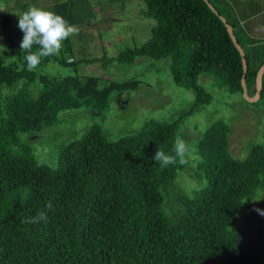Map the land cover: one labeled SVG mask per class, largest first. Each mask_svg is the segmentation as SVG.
I'll return each instance as SVG.
<instances>
[{"label":"trees","instance_id":"1","mask_svg":"<svg viewBox=\"0 0 264 264\" xmlns=\"http://www.w3.org/2000/svg\"><path fill=\"white\" fill-rule=\"evenodd\" d=\"M32 1L13 2L24 12ZM78 1L54 0L44 8L73 24L71 8ZM141 1V15L154 20L150 36L105 62L168 57L172 82L193 94L192 105L183 115L210 101L196 81L200 74L210 76L228 93L241 94L239 54L203 0ZM208 1L230 25L244 52V82L251 96L255 71L264 61V42L246 37L239 22L245 18L243 9L236 18L228 14L223 0ZM252 10L248 16L260 11L257 4ZM0 24L12 55L9 62L0 63V264L257 261L264 252V215L254 209L241 227L228 230L227 226L243 202L260 192L263 202L253 207L264 210L263 146L250 142L246 156L234 158L228 152L229 126L220 121L210 124L195 143L199 161L193 176L203 178L205 184L192 195L175 181L184 165L161 169L152 159L157 149L171 152L183 115L172 121L146 120L137 132L115 141L94 124L59 148L55 167L38 164L20 135L39 132L56 120L59 111L80 105L101 114L109 91L119 92L136 82L99 88L92 76L57 77L41 71L49 61L73 69L82 61H65L60 54L41 58L36 69L28 71L26 53L20 48L24 33L11 32L6 15L0 17ZM13 36L15 41H9ZM254 103L264 110V69ZM170 196L174 205L168 201ZM49 200L50 211L45 208ZM40 210L47 212V223H22Z\"/></svg>","mask_w":264,"mask_h":264},{"label":"rangeland","instance_id":"2","mask_svg":"<svg viewBox=\"0 0 264 264\" xmlns=\"http://www.w3.org/2000/svg\"><path fill=\"white\" fill-rule=\"evenodd\" d=\"M14 0H0V17H8L11 32L20 30L18 20L22 10ZM54 0H35L31 6L46 7ZM229 15L238 18V10L243 9L245 21L242 28L247 38L264 42V0H223ZM257 4L259 12H253ZM27 8V9H28ZM141 0H79L71 8V15L79 34L64 40L59 51L63 60L81 59L74 69L49 61L41 71L50 76H92L97 86L106 87L110 83H136L119 92L109 91L106 108L101 114L88 107L61 110L56 120L45 129L32 135H20L22 142L30 148V153L38 164L53 168L57 164L59 148L69 141L78 139L88 129L97 124L110 141L135 133L146 120L172 121L183 115L192 105L190 89L175 85L169 74L168 57L152 59L136 57L129 63H116L105 59L126 48L139 46L150 36L154 20L143 17ZM251 10V11H250ZM247 15V16H246ZM5 35L0 24V63L9 62L12 57L6 47ZM9 41H15L13 36ZM256 45V44H254ZM84 59L91 61L86 62ZM104 63V65H102ZM197 83L210 95L206 105L199 106L191 113L182 116L178 124L176 138H183L190 148L188 163L184 164L176 176V183L187 195L205 184L203 178L193 176L199 161L195 143L204 129L214 122H224L229 126L228 152L237 159L247 154V146L254 142L264 147V110L254 102L245 100L241 94L228 93L224 88L213 84L207 74H200ZM175 138V139H176ZM258 199V200H257ZM169 202L175 204L173 196ZM263 202L260 192L253 200L244 201L227 226L228 230L242 226L245 215L257 209L255 203ZM253 207V208H251ZM254 264H264V252Z\"/></svg>","mask_w":264,"mask_h":264},{"label":"clouds","instance_id":"3","mask_svg":"<svg viewBox=\"0 0 264 264\" xmlns=\"http://www.w3.org/2000/svg\"><path fill=\"white\" fill-rule=\"evenodd\" d=\"M18 16V27L24 33L20 48L26 53L24 59L28 71L36 69L41 58L58 55L62 42L70 36L79 34L77 26L69 24L61 15L43 7L31 6ZM34 46L36 51H33ZM189 154L190 148L187 142L183 138L177 137L170 153L157 149L152 159L159 164L161 169H164L169 165L188 163ZM45 208L49 211L52 210L51 200L46 203ZM256 211L264 215V210L256 209ZM47 221V212L40 210L35 216L22 220V223L38 224L40 222L47 223Z\"/></svg>","mask_w":264,"mask_h":264},{"label":"water","instance_id":"4","mask_svg":"<svg viewBox=\"0 0 264 264\" xmlns=\"http://www.w3.org/2000/svg\"><path fill=\"white\" fill-rule=\"evenodd\" d=\"M204 3L206 4V6L218 17V19L221 21V23L223 24V26L225 27V30L232 42V44L234 45L235 49L237 50L239 57H240V62H241V75H240V86H241V96L249 101V102H254L258 95H259V89H260V75L262 73V70L264 69V61H262L256 71H255V75H254V93L249 96L246 93V86H245V82H244V76H245V72H246V60L244 58V52L240 46V44L237 42L232 29L230 27V25L226 22L225 18L217 12V10L213 7V5L208 1V0H203Z\"/></svg>","mask_w":264,"mask_h":264},{"label":"crops","instance_id":"5","mask_svg":"<svg viewBox=\"0 0 264 264\" xmlns=\"http://www.w3.org/2000/svg\"><path fill=\"white\" fill-rule=\"evenodd\" d=\"M240 10H241V9H240ZM237 12H238V11H237ZM244 21H245V18H244V19L241 18V19L239 20L240 24H242V25H244V24H243Z\"/></svg>","mask_w":264,"mask_h":264}]
</instances>
